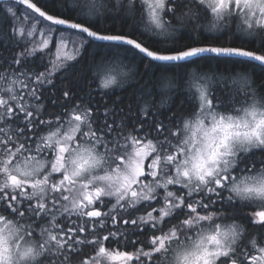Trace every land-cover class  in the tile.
<instances>
[{
  "label": "snow or ice",
  "instance_id": "obj_1",
  "mask_svg": "<svg viewBox=\"0 0 264 264\" xmlns=\"http://www.w3.org/2000/svg\"><path fill=\"white\" fill-rule=\"evenodd\" d=\"M0 264H264V0H0Z\"/></svg>",
  "mask_w": 264,
  "mask_h": 264
}]
</instances>
